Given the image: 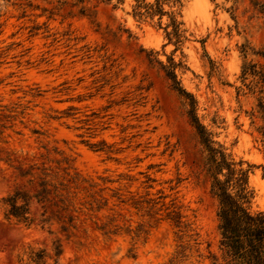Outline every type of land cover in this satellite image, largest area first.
Returning <instances> with one entry per match:
<instances>
[{
	"label": "rangeland",
	"instance_id": "374dc122",
	"mask_svg": "<svg viewBox=\"0 0 264 264\" xmlns=\"http://www.w3.org/2000/svg\"><path fill=\"white\" fill-rule=\"evenodd\" d=\"M254 2L188 0L178 47L134 18L133 0H0V264H37L31 247L49 253L40 264L223 263L218 202L190 114L256 165L252 209L264 210L263 121L255 95L239 92L243 64L260 61L264 44ZM172 59L192 97L167 76ZM102 142L111 153L92 146ZM43 179L65 185L45 208L33 197ZM16 190L32 197L30 225L6 214ZM172 200L193 236L165 218Z\"/></svg>",
	"mask_w": 264,
	"mask_h": 264
},
{
	"label": "trees",
	"instance_id": "16d2710c",
	"mask_svg": "<svg viewBox=\"0 0 264 264\" xmlns=\"http://www.w3.org/2000/svg\"><path fill=\"white\" fill-rule=\"evenodd\" d=\"M77 1L84 3L92 0ZM95 1L111 3L114 0ZM133 1L131 14L134 18L139 21L155 22L165 30L168 40L174 42L178 47L188 39V29L185 27L183 20V8L188 0ZM232 1L237 2V0ZM117 2L124 3L125 0H117ZM254 4L259 7L260 12L264 15V3L255 0ZM83 9L86 11V8ZM165 18H167L166 23L164 22ZM256 53L261 58L260 61H246L242 66L241 79L244 87H241L239 92L246 88L248 93L255 95L257 105L256 114L253 115L263 121L257 130L264 140V44ZM180 65L182 64L172 59L170 65H165L166 74L179 93L192 97V94L183 87L178 79L176 69ZM190 116L204 147L203 170L210 182V192L218 202L217 213L222 264H264V210L255 211L252 209L255 189L251 184V174L256 165L244 158L237 159L225 144L214 140L212 133L201 122L194 109L191 111ZM92 146L98 151L112 152L105 142L94 143ZM261 167L264 178V165L262 164ZM59 189H65L63 182L58 185L51 180L43 179L33 197L42 203L45 208L46 202L50 201L52 194L62 195L58 193ZM118 197L122 198L121 196ZM31 198L29 194L22 190H16L9 194L4 198V203L7 205L6 214L28 225L32 224ZM60 201L63 202L62 208L66 209L68 205L65 204L62 198H60ZM121 201L125 202L126 200L121 199ZM151 201L148 200L147 203ZM133 203L136 207H139L141 202L136 199ZM157 203L155 202V204ZM103 205L96 206V210H102ZM164 205L165 203H163ZM166 210V219L170 220L180 230L193 236L191 223L186 219L181 207L177 206L174 200L166 207ZM105 227H102V229H107ZM104 232L105 234H113L117 233L118 229H107ZM62 253V246L60 244L56 245L53 255L59 258ZM27 256L29 262L37 264L44 263L50 257L45 248L35 250L32 247ZM215 260L218 261V258L216 257ZM21 261H25L24 258H21Z\"/></svg>",
	"mask_w": 264,
	"mask_h": 264
}]
</instances>
